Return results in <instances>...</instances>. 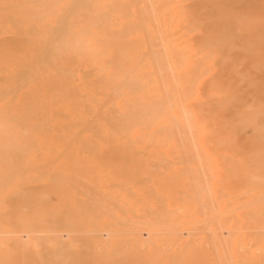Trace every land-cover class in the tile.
Segmentation results:
<instances>
[{
    "label": "bare ground",
    "instance_id": "bare-ground-1",
    "mask_svg": "<svg viewBox=\"0 0 264 264\" xmlns=\"http://www.w3.org/2000/svg\"><path fill=\"white\" fill-rule=\"evenodd\" d=\"M237 48L264 69V0H0V264H69L76 237L103 249L104 232L136 258L81 264H186L154 248L188 258L196 236L206 263L264 264V235L245 233L264 229L263 157L253 172L221 152L223 169L211 147H233L238 128L264 140V101L236 123L192 106ZM231 69L207 105L243 101L233 76L257 85ZM229 177L249 187L233 192Z\"/></svg>",
    "mask_w": 264,
    "mask_h": 264
},
{
    "label": "rangeland",
    "instance_id": "rangeland-1",
    "mask_svg": "<svg viewBox=\"0 0 264 264\" xmlns=\"http://www.w3.org/2000/svg\"><path fill=\"white\" fill-rule=\"evenodd\" d=\"M195 2H196V0H189V3H191V4L195 3ZM200 38H201V33L193 32V40L195 42L200 40ZM227 54H231L235 60L234 61H230V62H226V63H223V62H221L219 60L216 61L215 67L213 68V71H215L216 68H217V70L215 72L212 71V73H210V76L207 75L208 77L205 76V79H203L204 80L203 83H202L203 97L200 100L193 101L192 102V106L196 110H198L206 118L214 115L215 117L218 118V120L227 119L229 121H234V123H236L237 119H238L237 118V112L241 109L243 103L251 102V100L254 97L264 101V69H261V71H262L261 72L260 70L257 71L255 68H253V65H252L253 64V58H252L251 53H248L244 49L242 50V48L234 49L231 52L229 51ZM242 58L243 59L246 58V59H244V61H243ZM241 62H243V63H241ZM232 63H236L238 69L243 71L244 74L248 75L250 73L249 75L252 76L254 79H256V81H258L257 85L252 87L246 81L243 80V82H242V79L240 77L238 78L236 76H233L232 79H233L235 85L239 88V94H240L241 99L243 101H237L236 100L232 104L228 105V107H224L222 109L219 108L217 105H215V106L214 105H207L205 102H207V100L209 98L210 91H211V86H212V83H209L210 80H211V82H213V80L215 78L216 79L217 78L218 79H220V78L227 79L228 76H230L232 74L231 73V71H232V69H231ZM218 70H219V72H217ZM247 70L249 72L246 73ZM239 82H241V83H239ZM242 86L244 87V89H243ZM241 92H243V93H241ZM201 103H203V104H201ZM211 124H213V123H211V121H210V126L212 127ZM258 145H259V147H258ZM211 147L214 148L216 151H218L220 153V155H219V153L217 152V155H218V158H219V164L221 165V167L223 169L225 168V161L224 160L222 161L223 158L221 157L222 156L221 152H235V155L241 160V163H244V164L248 165L249 166V170L253 171V172H256V170H257V163H258L259 157L260 158L263 157V160H264V153H262V152H264V151H262V150H264V140H262L261 142L259 141V144H258V141L253 139V129L251 127H247L245 129L238 128V130L236 131V139H235L233 147L232 146L230 147L227 144L220 145L219 147L211 145ZM252 153H253V155H252ZM145 157L146 156H135L133 158L125 159V161H128V163H134L135 161L144 160ZM256 157H258V158H256ZM146 158H148V157H146ZM152 160H153V162H156V163L162 162V161H159L158 159H152ZM0 161H3V159H0ZM165 161H168V160L165 159ZM245 180L244 179H236L234 177H229L226 181L224 180L225 182H223V184L228 186L229 188H231L233 190V192L244 191L246 188L249 187V183L247 182V180L246 181ZM226 233H227V236L225 235ZM245 233L248 236H249V234H263L264 235V229H262V231H258V230H253L252 231L251 229H247ZM144 234H143V236H144L143 239L148 240L149 239L148 238L149 237L148 233L145 232ZM63 235H65V236H63ZM223 235L225 237H229L228 231L224 230L223 231ZM188 237H189L188 231L184 230L183 231V238H185V240H186V239H188ZM90 238H87V237H76L75 238V240H77L76 242H77L78 245L77 244L76 245L78 247L74 244L68 249L67 258L68 257L70 258V259L68 258L69 264H81L83 261H85L87 259L94 258L96 256H100V257L101 256H103V257L105 256L104 258L107 257L109 259H112V258H114V256L115 257L118 256V255H112L115 250L118 251V252H124L125 255H128V254H130V255L132 254L133 255L132 252L131 253L128 252L129 248L131 247L130 245H128L126 243L125 244H121V243H124V240L120 236L119 237L115 236V238H114V237H110V235H108L106 232H104L103 236H102L103 240L110 241V242H112V244L110 243V245H104L103 249H102V247H97L96 244L91 245L92 247L86 246L87 245V241L92 239V238L91 239ZM201 238H202L203 241L200 240ZM61 239L63 241H67V240H69V237H67V235L65 233H62L61 234ZM194 239L196 241L192 245L194 247H192L193 249H192L191 255L188 256V258L186 256H185V258H183V257L181 258L180 254L178 252L179 248L176 249V247H174V246L164 247V251H166V252L162 251L161 247H159L160 249L159 248H157V249L154 248V249L157 250V253L160 254V257L162 255H164L162 257L167 258L169 261L174 260V263L176 261L180 262L183 259H187L188 260L187 262L184 261L186 264H191L190 261L192 259L195 260L194 264H205L206 262H210V260H211L210 259L211 258V253L210 252L211 251L209 249V247H210L209 239L206 237L205 238L206 240H205L203 236L202 237L201 236H196V237H194ZM26 240H27V238H25L23 241H26ZM201 241H202V244H203L202 247L200 246V245H202ZM114 243H115V247L113 248V244ZM117 243L118 244L120 243L119 245H122V246L121 247L117 246L118 245ZM195 245H197L198 248H197V246L195 247ZM124 246H125V250H123ZM93 247H95V250L92 249ZM203 247L206 248V249H204ZM133 248L134 247H132V251H133ZM96 249H97V251L99 253L96 251ZM138 249H139V247H138ZM197 249H200V250H197ZM107 250H108V252H107ZM110 250H112V251H110ZM109 251H110V253H109ZM126 251L128 252V254H127ZM173 251H175V252H173ZM200 251H202V252H200ZM89 252H90V254H89ZM96 252H97V254H95ZM260 252L261 251L259 250L258 254ZM104 253H105V255H104ZM194 253H197V254H194ZM199 253L200 254L204 253V254L200 255ZM240 253H241V251H240ZM88 254L90 256H88ZM159 254H157V255H159ZM169 254L171 256H169ZM174 254H175L174 257L176 259L175 258L173 259V255ZM198 254L200 256H198ZM130 255H128V256H130ZM145 255H146L145 253L143 254L141 252L139 257L142 258ZM166 256H168V257H166ZM157 257H159V256H157ZM118 258H120V256H118V257H116L114 259H118ZM132 258H136V256L134 255V256H132ZM178 258H180L182 260H178ZM196 259H197V263H196ZM206 264H209V263H206Z\"/></svg>",
    "mask_w": 264,
    "mask_h": 264
}]
</instances>
